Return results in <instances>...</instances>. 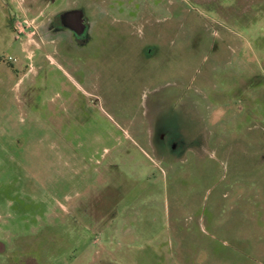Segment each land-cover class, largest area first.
<instances>
[{
  "label": "rangeland",
  "instance_id": "rangeland-1",
  "mask_svg": "<svg viewBox=\"0 0 264 264\" xmlns=\"http://www.w3.org/2000/svg\"><path fill=\"white\" fill-rule=\"evenodd\" d=\"M0 264H264V0H0Z\"/></svg>",
  "mask_w": 264,
  "mask_h": 264
},
{
  "label": "flooded vegetation",
  "instance_id": "flooded-vegetation-1",
  "mask_svg": "<svg viewBox=\"0 0 264 264\" xmlns=\"http://www.w3.org/2000/svg\"><path fill=\"white\" fill-rule=\"evenodd\" d=\"M81 14H78V10H70L67 12H63L57 16V19L59 20V26L66 27L69 31L74 32L73 34L80 36L85 33L86 28L84 26L83 16ZM74 28H77L78 30L75 31Z\"/></svg>",
  "mask_w": 264,
  "mask_h": 264
},
{
  "label": "water",
  "instance_id": "water-1",
  "mask_svg": "<svg viewBox=\"0 0 264 264\" xmlns=\"http://www.w3.org/2000/svg\"><path fill=\"white\" fill-rule=\"evenodd\" d=\"M75 31H77L78 29L77 28H74Z\"/></svg>",
  "mask_w": 264,
  "mask_h": 264
},
{
  "label": "built area",
  "instance_id": "built-area-1",
  "mask_svg": "<svg viewBox=\"0 0 264 264\" xmlns=\"http://www.w3.org/2000/svg\"><path fill=\"white\" fill-rule=\"evenodd\" d=\"M10 59V58H9Z\"/></svg>",
  "mask_w": 264,
  "mask_h": 264
}]
</instances>
